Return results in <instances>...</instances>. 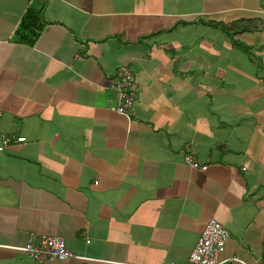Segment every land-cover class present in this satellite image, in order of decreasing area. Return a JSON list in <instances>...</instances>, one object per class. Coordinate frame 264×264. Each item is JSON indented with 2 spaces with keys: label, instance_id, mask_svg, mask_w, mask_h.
I'll use <instances>...</instances> for the list:
<instances>
[{
  "label": "crops",
  "instance_id": "obj_1",
  "mask_svg": "<svg viewBox=\"0 0 264 264\" xmlns=\"http://www.w3.org/2000/svg\"><path fill=\"white\" fill-rule=\"evenodd\" d=\"M3 134L0 264H191L210 218L223 264H264V0H0ZM32 232L78 258L36 261Z\"/></svg>",
  "mask_w": 264,
  "mask_h": 264
},
{
  "label": "built area",
  "instance_id": "obj_2",
  "mask_svg": "<svg viewBox=\"0 0 264 264\" xmlns=\"http://www.w3.org/2000/svg\"><path fill=\"white\" fill-rule=\"evenodd\" d=\"M133 80L132 72L122 67L119 75L111 82V87L116 93L117 100L114 109L119 114L128 116L137 100L138 92ZM10 137L16 143L24 141L23 137L3 134L0 150H3L8 145ZM185 163L193 168L205 169L207 167V165H202L197 161L191 154L186 155ZM228 238V231L215 218L208 219L190 254L191 264H223L225 260H222L220 256L225 249ZM19 249L36 261L78 258L66 248L63 238L57 235H37L32 232L29 234L25 245L19 247ZM227 260L237 261L239 259L233 257Z\"/></svg>",
  "mask_w": 264,
  "mask_h": 264
},
{
  "label": "trees",
  "instance_id": "obj_3",
  "mask_svg": "<svg viewBox=\"0 0 264 264\" xmlns=\"http://www.w3.org/2000/svg\"><path fill=\"white\" fill-rule=\"evenodd\" d=\"M40 20V16L38 12H35L33 9H27L23 17L21 18V21L19 23V26H17L16 34L21 38L24 39L28 35L31 36L30 39H32V36L37 33L39 30L38 22Z\"/></svg>",
  "mask_w": 264,
  "mask_h": 264
},
{
  "label": "rangeland",
  "instance_id": "obj_4",
  "mask_svg": "<svg viewBox=\"0 0 264 264\" xmlns=\"http://www.w3.org/2000/svg\"><path fill=\"white\" fill-rule=\"evenodd\" d=\"M30 2V0H28Z\"/></svg>",
  "mask_w": 264,
  "mask_h": 264
}]
</instances>
